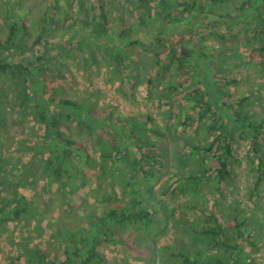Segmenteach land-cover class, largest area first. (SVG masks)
<instances>
[{"label":"trees","instance_id":"1","mask_svg":"<svg viewBox=\"0 0 264 264\" xmlns=\"http://www.w3.org/2000/svg\"><path fill=\"white\" fill-rule=\"evenodd\" d=\"M13 1H9V10L1 17L8 35L5 42L0 41V144L11 135L16 111L27 106L37 112L36 122L44 128L47 139L41 145L34 144L22 165L2 161L0 223L32 220L39 223L42 215H47L43 213L38 192L31 201L20 194L21 183L14 171L6 172L8 167L12 169L18 165V171L26 175L27 182L42 178L49 186L55 184L56 197H60L56 199L64 198L69 204L80 195L77 180L82 171L96 175L91 193L88 191L85 198L79 196L88 204L85 211L89 229L75 245L64 241L66 258L60 261L47 247L33 246L36 264H107L108 259L99 250L101 243L123 241L128 244L123 232L143 229L141 236L155 244L158 235H166L173 229V224H168L165 232L161 230V219L154 217L159 212L149 207L146 200L152 197L150 185L159 183L163 175V160L167 156L162 141L177 125H169L165 132L151 112L125 116L112 108L100 113L88 100L69 94L59 80L70 70L68 62L73 54V43L89 51L88 66H101L97 61L98 50L114 67L123 69L128 81H135L130 86L132 95L136 94L139 83L147 81L152 101L169 105L172 115L182 110L179 119L183 120V133L187 134L191 157H197L199 165L187 172L176 171L174 185L182 192L197 193L206 183L205 193L209 202L214 203L213 208L205 209L204 226H190L208 238L209 249L218 254L206 255L199 250L173 253L177 260L180 258L179 264H259L249 254L251 250H246V245L257 248L254 229L239 213L224 219L221 203L234 191L235 165L242 163L236 148L244 138H248L252 149L247 158L254 175L250 197L262 191L264 117L252 113L251 96L237 98L228 90L238 82L239 74L234 66L217 62L212 55L220 50L240 54L241 47H247L251 57L259 55L264 63V0H50L46 15L48 25L34 40L33 49L43 42L52 43L53 48L33 52L35 58L21 65L15 62V51L33 32L26 20V7L22 6V1ZM69 3L76 7L72 12ZM126 7L137 14L135 22H131ZM55 17L61 18V24L55 23ZM217 23L222 25L224 32L198 31L203 25ZM237 26L240 28L235 31ZM207 32L209 37L205 36ZM188 35L192 37L188 39ZM194 36L199 40L194 41ZM212 36L222 41L214 45V41L209 40ZM245 37V42H240ZM231 41L234 44L229 46ZM191 66L193 75L184 80L182 71ZM152 68L162 71L157 78L151 72L142 76L143 69ZM169 73L178 78L170 76L167 80ZM19 79L25 84L23 90L31 91L26 105L22 104L26 103L24 99L13 103L9 98L11 87L14 83L18 86ZM196 85L202 87L194 88ZM159 88L163 97L155 99ZM184 101V106L180 107ZM3 102L13 103L14 108L8 113L1 107ZM211 106L217 108L219 114L216 115ZM206 127L211 133L205 138L202 132ZM84 133L91 139L88 143ZM116 183L123 186L120 194ZM102 193H105L104 198L100 196ZM54 201L47 206L50 218L62 219L72 228L82 225V216L74 212L67 216L54 214L57 207ZM170 218L175 220V217ZM135 242L148 244L147 240ZM152 243L149 246L156 247ZM9 264L21 263L12 260Z\"/></svg>","mask_w":264,"mask_h":264},{"label":"rangeland","instance_id":"2","mask_svg":"<svg viewBox=\"0 0 264 264\" xmlns=\"http://www.w3.org/2000/svg\"><path fill=\"white\" fill-rule=\"evenodd\" d=\"M9 1L14 2L13 0H0V41L2 43L5 42L8 35V28L3 22L2 16L9 10ZM19 1H22V6L26 7V20L30 24V30L33 32L28 35L26 41L22 42L15 51V62L21 65L23 63L28 64L31 59L35 58L33 52H41L45 50V47L53 48V44L49 43L48 45L47 42H43L40 46L38 45L36 49H33L34 40L43 31V28L48 25V17L46 15L50 0H42V2L38 0ZM228 1L235 2L236 0ZM69 8L72 12L76 7L74 4H70ZM18 12L20 11L18 10ZM126 13L129 15L131 22H135L137 14L127 7ZM213 21L217 20L213 19ZM61 22V18L55 17L56 24H61ZM238 28L240 27L237 26L235 31L238 30ZM198 31H216L222 33L223 29L222 25L217 23L213 26L203 25ZM205 36L209 37L210 33H205ZM190 37H192V35L187 36L188 39ZM245 39L246 37L242 38L240 42L244 43ZM193 40L197 41L199 37L194 36ZM209 40L210 42L214 41V45H216V42L222 41L217 36H212ZM232 44H234V42L230 43L229 46H232ZM29 47H31V49H28ZM183 48L185 51L187 50V47L184 46ZM249 50L250 49H247V47H241L240 54L239 52L235 53V51L227 52L226 50V52H222V50H220L215 53L212 52V58L217 62L224 61L228 66H234V70L239 74L238 76L240 79L237 83L230 85L228 90L237 98L251 96L250 109L252 113L256 114L258 117H264V63L261 62L259 55L251 57ZM72 51V57L68 62L70 70L65 73V78L60 79L59 82H63L67 92L72 94L73 97L76 96L75 98L77 99L88 100L96 107V110L100 111V113L111 111L112 108H116L120 114H124L125 116L139 114L140 112H151L157 122L166 129L165 132L168 131L169 125H177L176 127H172L169 133L167 132L166 138L162 141L163 146L166 147L167 156V159L163 160L165 164L163 175L159 183L150 185L153 189L152 197L146 200V204L149 207L153 206L159 212L157 215L155 214L154 217L156 218L157 216V220L161 219V230L165 232L168 228V224H173V229L171 228L166 235H158L155 233L158 235L157 238L159 239L155 244L154 242L152 243L150 239L141 236L143 229L138 230V232L132 230L123 232L122 236L128 240V244L123 243V241L117 244L111 242L101 243L99 245V250L108 259L109 262L107 264H147V262L151 264H179L180 258L177 260L173 253H179L181 251L193 252L199 250L206 255L212 254L216 256L218 253L213 249L210 250L208 247V238L196 233L191 227L200 228L204 226L205 209L208 208V210H212L213 208L214 203L209 202L210 200L205 193L207 190L205 186L206 183L203 184L202 189L200 188V192L197 193L194 191L182 192L174 185L175 178H177V176L174 178L176 171L187 172L195 169L197 167L196 165H199L197 157H191V149L187 145V134L183 133V120L181 119L180 121L179 119L182 110L172 115L169 105L160 103L157 100L152 101V99L149 98L150 88L146 83L147 81H144L145 83H139L136 87V94L132 95L130 93V86L135 81H128L125 77L124 70L120 69L119 66L114 67L112 63H109V61L103 57L100 51L97 50V61L101 63V66L95 64L88 66L89 51L80 49L77 43H73ZM193 70L191 66L182 71L183 79L186 80L189 75H193ZM141 72L143 77L151 72L156 75L155 78H157L159 72L162 71L152 68L149 71L143 69ZM169 74L167 80L170 76L176 79L178 78L173 73ZM6 80L8 84H10L8 78ZM17 81L20 82L19 85L21 86H17V83H14V87H11L13 89L9 91V98L11 97L13 103L14 101L19 102L24 99L26 103L22 104L26 105L29 99L27 95L31 91L28 89L26 91L23 90V86H25L24 82L20 79ZM52 84L57 83L53 82ZM156 84L157 80L152 86L154 87ZM198 87L201 88L202 85L194 86V88ZM194 88H192V90ZM160 92L163 93L161 88L154 94L155 99H159L161 96L163 97ZM162 102H165V100L163 99ZM13 103L6 105L3 102L1 107L3 106L9 113V111L14 108ZM183 103H185V101L182 102L180 107L184 106ZM211 108H213L216 115L219 114L217 108L214 106H211ZM37 116V112L28 106L26 108L22 107L16 111L15 117H17V119L15 124H12L11 130L14 126L15 127L12 131L10 130V137L4 139L2 141L3 144H0V166L3 164L2 161H12V163L22 165V163L27 161L30 150L35 146L34 144L41 145L46 141L47 134L44 128L36 122ZM73 128L75 129L76 125H74ZM202 133L206 138L211 132L209 128L206 127ZM84 136L88 138L85 139L86 143H88L89 140L91 141L88 137V133L87 135L84 133ZM198 142H201V139H198ZM236 149L242 163L235 165L237 176L235 186L233 187L234 191H231L226 201L221 203V210L223 212V218L226 220L236 213H239L241 218H247L248 226L252 230L254 229L253 232L256 235L255 238H257V248L252 249L250 245H246V250H251L249 254L252 255V259L256 258V262L262 264L264 261V187L261 186L262 191L254 193V195L250 197L252 191L251 180L254 179V175L250 172L251 167L247 162L248 155L252 150L248 138L242 139L240 143L237 144ZM133 151L137 152L134 148ZM19 161H21V163H19ZM18 165L12 169L8 167L6 172L12 170L17 174L16 177L21 183L20 194L30 201L37 192L39 193V201L44 209L43 213L45 212L47 215L46 217L42 215L43 219L39 223L35 220L27 223L17 221H11L8 224L0 223V264H9L12 260H18L21 264H36L33 253L35 249L33 246L36 245H38V247H47L51 250L57 261L63 260L66 258L64 253L67 248L64 241L75 245L78 239H81V235L85 234V230L89 229L87 219L88 213L85 211V207H87L88 204L83 202L79 196L85 198L88 191L91 193L90 189L95 188L94 181L96 175L93 173L89 175L85 170L82 171L77 180L81 189L79 191L80 195H78L77 199H72L69 204L67 203L69 201H66L64 198L56 199L60 197H56L57 186L55 184L49 186L42 178L37 182H27L28 178L26 175L18 171ZM122 187L123 186H119L118 183L115 185L119 194L123 190ZM5 195L6 192L4 190L3 196ZM100 196L104 198L105 193H102ZM51 201H54V206H57L55 208L56 210L54 209V214L58 216H62V214L67 216L74 212V214L82 216V225H74L75 227L73 226L74 228H72L62 219L53 220L50 218L52 215L48 214L49 210L47 206ZM90 207L91 205H89V208ZM170 217H175V220ZM176 220L179 221L178 224H176ZM135 240L138 242L147 240L148 244L139 245ZM151 243L154 244V246L156 245V247L151 248L149 246Z\"/></svg>","mask_w":264,"mask_h":264}]
</instances>
